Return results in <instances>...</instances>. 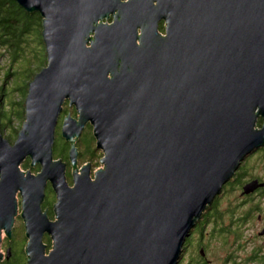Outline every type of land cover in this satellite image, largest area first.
Masks as SVG:
<instances>
[{"label":"water","instance_id":"water-1","mask_svg":"<svg viewBox=\"0 0 264 264\" xmlns=\"http://www.w3.org/2000/svg\"><path fill=\"white\" fill-rule=\"evenodd\" d=\"M15 1L40 14L47 64L13 144L0 133V249L18 215L25 264H177L206 206L264 144V0ZM64 103L76 113L60 127L68 163L53 155ZM88 124L103 154L92 179L90 164L77 170ZM26 159L38 173L20 169Z\"/></svg>","mask_w":264,"mask_h":264},{"label":"flooded vegetation","instance_id":"flooded-vegetation-1","mask_svg":"<svg viewBox=\"0 0 264 264\" xmlns=\"http://www.w3.org/2000/svg\"><path fill=\"white\" fill-rule=\"evenodd\" d=\"M18 7L30 17L42 20L38 12L29 13ZM108 21L112 24V18L107 24ZM163 26L164 23L159 25L161 35ZM263 123L264 118L259 116L255 129L260 130ZM86 127L91 128L90 124ZM229 192L233 200L229 199L228 205L222 207L220 200ZM214 242L216 248L209 250ZM177 264H264V144L240 162L220 194L201 213L183 244Z\"/></svg>","mask_w":264,"mask_h":264},{"label":"trees","instance_id":"trees-1","mask_svg":"<svg viewBox=\"0 0 264 264\" xmlns=\"http://www.w3.org/2000/svg\"><path fill=\"white\" fill-rule=\"evenodd\" d=\"M41 32L42 20L40 17L37 18L33 15L30 17L17 4H14L12 0H0V48H3L4 51L1 57L4 56L7 60L5 64L6 69L2 77V84L0 85L1 93L4 94V86L9 82L12 92L19 93L23 98L26 97L29 83L47 64V56ZM9 105L11 109L8 108L6 111L0 112V132H4L7 129L6 137H8V141L10 142L9 138H13V135L17 136L19 132L17 129L12 130L11 123L15 119L20 122L22 121V123L24 121V101L21 100L16 103H10ZM87 140L91 143L93 137ZM63 143L61 149L57 150L55 146L53 147L54 159L67 161L66 148L68 147L69 150V146L64 140ZM93 152L90 151V154H93ZM29 162L28 160L26 165H29ZM48 191L53 194L54 198L52 190ZM47 206L49 210L48 217L51 219V202ZM42 210H47L46 205H43ZM12 237L11 256L9 260H6L5 264H24V246L19 251L16 243L17 238L14 240V234ZM47 238L50 242L49 237Z\"/></svg>","mask_w":264,"mask_h":264},{"label":"rangeland","instance_id":"rangeland-1","mask_svg":"<svg viewBox=\"0 0 264 264\" xmlns=\"http://www.w3.org/2000/svg\"><path fill=\"white\" fill-rule=\"evenodd\" d=\"M4 54L3 48H0V85L2 84V77L5 71V64L7 62V60L5 59V57H1ZM19 82V80H18ZM5 92H4V97L2 100V104L0 107V111H6L8 108H10L9 104L10 103H16L18 101H25V97H21L19 93L17 92H12L11 90V86L10 83L8 82L5 86ZM22 98V99H21ZM16 107V106H15ZM11 109V108H10ZM66 114H70L72 117L76 118V113H74V109L71 107L69 109L67 103H64L63 106V114L60 116L59 121H58V125L56 127V131H55V148L61 149L63 147V140L61 139V135H60V127H61V123L63 118L66 116ZM22 125V121H18V120H13V122L11 123V126L13 127L12 130L17 129L20 130ZM7 129H5L4 132H0L3 137H5V139L8 140V137H6L7 134ZM8 136V135H7ZM16 135H13V138H9L10 142H14L16 139ZM87 139H92V127H85V129L83 130L79 140L76 142L77 144V150H78V158H77V170L79 171L81 168H83L85 165H91L90 169H89V174L91 179L93 178L95 172L100 169L103 168V165L100 164V159L103 157V154L100 150H97L95 148V140L93 138V141L91 143H89ZM65 142V141H64ZM66 143V142H65ZM67 150V161H64L65 163H68V147L66 148ZM89 149V150H87ZM90 151H94L93 154H90ZM54 155V154H53ZM55 158V157H54ZM29 159L24 160L21 165H20V169L23 171H28L27 169H29V171L32 174H36L39 172V167L38 166H34V167H30L29 165H26V162H28ZM62 160V159H61ZM69 166V165H68ZM67 166V168H68ZM68 171V173H67ZM71 168L69 166V169H66V181L68 182L69 185H72L71 183V176H67L68 174L71 175ZM48 190H51L50 185H47V188L45 190V200H44V205H46V208H48V203L51 202V211H52V205L55 203V195L53 198V194L50 193ZM232 192L226 193L224 194V196L222 197V199L220 200L221 206L224 207L226 205H228L227 203L230 202L231 200H233V196L231 195ZM236 193V192H235ZM229 199H231L229 201ZM18 201H19V197H18ZM43 209V207H42ZM48 210V209H47ZM20 213V207L18 210V214ZM50 220H54V216H53V211H52V217ZM13 234L15 236L14 240L17 238L16 243L18 245V250L21 251L22 250V246H24L25 248V244H26V238L24 236V227H23V222L22 219L17 215L15 218V222H14V228H13ZM12 234V236H13ZM3 239H2V243H1V252L3 253V255H5V251L6 248L9 245V240H7L4 236V234L2 235ZM47 237L43 238V243L47 246L46 252H48L50 250L49 247H51V241H48ZM12 242H13V237H12ZM50 240V239H49ZM11 242V243H12ZM216 245V242L210 244L209 246V250H212V247H214ZM216 248V246H215ZM214 248V249H215ZM190 251V250H189ZM26 260V259H25ZM6 262V260H4ZM4 261H0V264H2ZM25 264V262H24Z\"/></svg>","mask_w":264,"mask_h":264}]
</instances>
